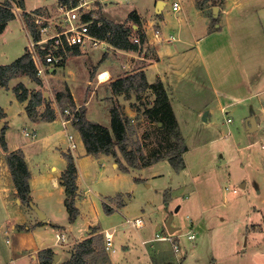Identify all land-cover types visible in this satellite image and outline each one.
Wrapping results in <instances>:
<instances>
[{
    "label": "rangeland",
    "instance_id": "rangeland-1",
    "mask_svg": "<svg viewBox=\"0 0 264 264\" xmlns=\"http://www.w3.org/2000/svg\"><path fill=\"white\" fill-rule=\"evenodd\" d=\"M57 1L25 0L24 10L39 7L44 16L54 22L63 18L56 8ZM88 1L97 17L125 22L129 12L137 9L147 20L155 18L159 26L164 25L165 36L179 34L180 40H188L192 45L195 40H200L198 45L212 85L221 94L214 97L207 90L201 93L189 91L191 97H181L178 130L187 147L183 153V169L175 171L164 159L141 169L122 171L111 166L109 157L96 160L86 156L78 131L71 124L65 129L61 118L33 122L23 110V103L13 98V86L19 81L25 85L30 97L35 89L33 82L26 75L9 80L6 88H0V106L7 114L8 127L4 132L7 150L24 152L36 198L32 202L42 213L52 212L53 218L36 225L34 209L30 205H22L25 208L22 212L17 204H6L5 198L0 197V264H39L37 252L39 247L47 244L60 255L55 261L60 264L61 258L66 259L75 244L83 239L78 238L87 232L88 225L93 226L92 230L98 227L112 231L113 246L117 251L123 245L132 247L141 243V233L148 240L140 246L160 251V259L166 263L181 264L184 257L182 264H264V169H261L264 161L253 163L257 162L254 156L261 157L264 151L260 148L264 132L260 128L256 133H247L243 127V117L251 108L258 114L259 103L264 104V82L253 84V91L246 82L264 74V0H166L160 18L153 10L154 0ZM173 1H178L181 6L177 13L171 8ZM14 9L17 17L7 24L0 36V64L10 63L25 52L32 39L20 21L21 11ZM214 18L223 26L219 31L214 29ZM207 27L216 32L205 35ZM148 31L151 34L154 29ZM103 52L108 53L107 60H111V65L106 64L107 60H101ZM81 59L86 62L87 56ZM90 59L103 63L102 66L112 72L123 71L124 57L112 55L106 43L92 50ZM66 70L56 67V74ZM74 75L84 77V68ZM47 82L48 85L38 87L42 101L34 109L36 119L45 111V100L55 111H60L55 94L64 91L66 85L53 79ZM77 88L74 97L80 102L84 100L85 92H82L83 86ZM251 93L254 94L248 96ZM96 94L85 104V115L90 121L108 127L109 110L113 105H119L125 114L126 107L128 112L131 111L132 133L128 135L127 149L139 148L145 156H150L171 147L174 140L159 128L161 123L149 121L144 115L147 107L152 106L150 94L143 91L133 104L120 94L113 96L111 101L100 100L99 97L111 94L109 88H99ZM28 100L24 101L26 105ZM201 101L208 102L204 109ZM222 105L229 106L226 115L220 109ZM227 116L231 118L230 123L225 122ZM67 134L74 137V149L68 150ZM65 152L74 157L80 194L75 199L78 214L72 224L68 222L63 205V188L54 183L57 173L49 170L51 165L57 170L65 167ZM113 158L118 164L123 160L118 150ZM44 172L45 178L40 174ZM39 196L45 198L44 204L39 203ZM105 205L112 208L110 213L105 211ZM171 216L170 225L176 228L173 233H169L165 224ZM136 217L143 219L149 233L144 229L136 231L127 221ZM156 225L160 229L156 230ZM62 229L70 237L56 242L55 233ZM188 230L195 233V239L187 238ZM98 233L105 250L104 233ZM160 235L170 236L172 241L157 238ZM173 242L180 248L178 252L174 251ZM98 264L104 262L100 260Z\"/></svg>",
    "mask_w": 264,
    "mask_h": 264
},
{
    "label": "trees",
    "instance_id": "trees-1",
    "mask_svg": "<svg viewBox=\"0 0 264 264\" xmlns=\"http://www.w3.org/2000/svg\"><path fill=\"white\" fill-rule=\"evenodd\" d=\"M211 1L215 2L216 0ZM24 4L25 0H4L0 3V33L15 18L14 8L24 9ZM38 12H42V9L35 8L30 12L23 11L21 13L23 24L35 41L38 40V34L32 14ZM100 19H102V25L99 27L93 26L91 32L96 37L106 40L114 48L138 51L146 43V35L140 27L136 11H130L125 22H113L104 17H100ZM128 21L131 24H137V29H133L131 24H127ZM213 21V25L217 23L215 18ZM133 33L137 35L135 37L138 38V43L133 41ZM69 51L65 54V57ZM74 52L77 53L76 50ZM18 75H26L30 80L41 84V79L37 75L34 61L28 49L12 62L0 64V87L6 88L9 80ZM110 87L113 94L122 93L128 96L130 93H134L136 98H139V94L143 91H150L154 98L152 99V106L147 107L144 115H147L149 121H155L156 124L161 123L159 128L168 133L174 142L164 152H154L150 156H145L139 151V148L127 149L128 135L132 133V127L129 117L120 109L119 105H113L110 108V125L108 127L87 119L84 107H80L72 123L82 139L86 153L92 155L105 153L114 156L118 150L123 159V162H119V168L122 171L146 167L164 159L170 163L175 171L184 168L183 153L187 147L182 134L178 130V124L169 103L168 93L162 82L157 80L153 83H148L144 72L138 71L111 82ZM13 92L18 101H25L29 98L26 111L29 117L36 119L37 116H35L36 112L34 109L41 104V92L38 91L28 97L29 91L22 83L15 85ZM55 102L62 114H64L65 109L73 111L75 107L74 100L67 87L64 91L56 92ZM4 115V111L0 106V120ZM54 118L55 110L51 107V103L45 100V111L41 115V119L53 120ZM5 128L6 125H3L0 129V146L6 151L5 159L16 189V194L22 203L29 205V202L32 201L29 185L30 172L22 150H7L4 137ZM64 157L67 161V166L60 175L59 183L64 186V206L68 213V220L69 222H73L78 214V209L74 204L77 190V170L73 156L70 153H64ZM164 200L166 201V197ZM105 211L110 213L112 208L105 205ZM54 255L55 253L50 248H43L37 252V260L39 264H57L54 261ZM100 260H106V253L102 247V236L92 231L91 235L75 244L69 258L60 264H98Z\"/></svg>",
    "mask_w": 264,
    "mask_h": 264
},
{
    "label": "crops",
    "instance_id": "crops-1",
    "mask_svg": "<svg viewBox=\"0 0 264 264\" xmlns=\"http://www.w3.org/2000/svg\"><path fill=\"white\" fill-rule=\"evenodd\" d=\"M3 1L4 0L0 1V3H2ZM158 1L159 0H154L153 10L155 12V15H158V16L160 15L159 16V18H160L161 12H162L164 6L166 5V0H162L163 3L160 5L159 9H157ZM173 2L178 3V8L172 9L174 12L177 13V11H179L181 9V6H180L178 1H173ZM15 8L18 11L20 10L21 11L20 13H22L23 11L30 12V11H27V10H24L21 8H17V7H15ZM197 8L199 11H201L203 13V9L199 8L198 6H197ZM133 10L136 11L138 18H139L140 27L146 35V43L138 51L117 49V48H114L113 46L109 45V50H110L112 55L114 54L115 57H116V55H120V56L124 57V64L121 66L123 71L121 73L110 71L108 67L102 66V65H104L103 63H99L97 61H96L97 63L93 62L92 59H90L91 51H89L87 53H81L79 50L73 48L69 51V53L67 54V56L64 58V60L61 62V64L59 66L48 67L44 71V75L40 77L41 84H38V83L36 84V82L31 80L34 84L33 89L35 88L33 90L34 93L38 92V90H39L38 87L39 88L41 87L40 85H44V86L48 85L47 81H49L50 79H53V80L57 81L56 83L60 82L62 85H64V86L66 85L65 87L68 88V90L71 93L72 98L74 100V104H75L73 112H78V109L81 106L84 107V111H86L85 104L89 100H93V98L97 95L96 91L99 88H109L110 93H111L108 96L99 97V99L104 100V101H108V100L111 101V99L114 98L113 96L119 95V94H113V91L110 87L111 82H113V81H115L121 77H124L125 75L132 74V73L138 72V71H143L145 74V78H146L148 83H153L157 80H160L162 82L164 88L166 89V91L168 93L169 103H170L171 109L173 111V114L175 116L176 122L178 124L179 130H180V128H179V121H178L177 115L179 112L178 109H180V105H181V103H180L181 97H184V96L185 97H191L192 95L189 94V91H191V92L196 91L197 93H201L204 90H207L208 92H210L211 96H214V97L218 96L219 97L221 92L217 91L216 88L214 87V85H212L210 72H209L206 64L204 63L202 49L198 45V42L200 40H195V44L192 45V42L191 43L187 42L188 40H185V41L180 40L179 34L176 36L175 35L165 36L164 31H163L164 25L159 26L158 23H156L155 18L153 20H147L141 13H139V11L137 9H133ZM227 11H228V9L225 11L223 18H225ZM16 17H17V15L15 16V18ZM159 20H161V19H159ZM20 21H22L21 16H20ZM161 22L163 24V20ZM217 23H215V25H213V26H214V29L216 28L219 31V29H221L223 26L220 23V21L218 24ZM22 24H23V22H22ZM131 26L133 29H137V27H138V25L134 24V23H132ZM23 27L25 29V32L28 34V31L25 28L24 24H23ZM208 27H207V30L205 29V32H204L205 35L206 34L211 35L213 32H216L214 29L209 30ZM151 28H153L154 31L150 34L148 30ZM156 31H157V33H156ZM134 35L137 36L136 34H134ZM0 36H1V33H0ZM135 36H132V38ZM181 39H183V38L181 37ZM75 50L77 51V53L74 52ZM237 54L239 56V53H237ZM85 55L87 56L86 62L81 59V57H83ZM107 59H108V53L103 52V56H102L101 60H107ZM64 62H66V63H64ZM106 64L111 65V60H107ZM56 67L67 68V70L63 73H59V74L57 73L56 74ZM83 68H84L85 76L83 75L84 77L77 78V76H75L74 74L81 72V70ZM102 72L106 73V75H105L106 77L104 80H101L99 77ZM88 73H89V75H88ZM12 79H17V77L12 78ZM152 80H153V82H151ZM246 82H247V85L250 86L251 91H253V88H252L253 84L264 82V74L259 75L257 77H254L253 79H251L249 81L246 80ZM19 83H22V82L19 81ZM73 84H75L77 86L78 85L83 86L82 92H85L84 100H82L80 102L76 101V99L74 97V93H75V90L78 88H77V86L76 87L72 86ZM35 86H37V87H35ZM0 88H4V87H0ZM144 92H146V94H150V96H152V99L154 98V96L151 94L150 91H144ZM44 94H45V92H44ZM253 94L254 93H251L248 96H252ZM120 95L121 96L123 95L125 97V100H127V99L130 100V102L132 104L135 102L136 95L134 93H130V95H128V96H125L122 93H120ZM13 98L17 102L23 103V110L26 111V103L24 101H18L16 99L14 93H13ZM207 103H208L207 101H201L200 102V105H202V109L207 107V105H208ZM228 108H229L228 105H222L220 107L221 111L225 115L228 113V110H227ZM252 108L250 110V113L248 115L246 114L243 117V119H244V122H243L244 130L247 133H256L261 128L264 132V125H263V123H264V104H263V102L259 103L258 110H260V112L258 111L259 112L258 114H256L255 110H253ZM2 109H3L4 114H5L4 117L2 118V120H3L2 122H3V125H6V127H8L7 119H6L7 114H6V111L3 107H2ZM54 110H55V108H54ZM128 110L129 109L126 107V112H127L126 115L129 117L131 114V111L128 112ZM61 115L63 116L64 114H61V112L57 109L55 111V118L53 120H55L57 117H59V118H61V124H62ZM109 115H110V110H109ZM109 118H110V116H109ZM203 119H206V118H203ZM32 120L35 123H38L39 121H44V122L53 121V120H43L41 118L32 119ZM225 122L230 123L231 118L229 116H227ZM67 124H71V126L73 128H75L73 126L72 121H70L64 125L62 124V126L66 129ZM157 124H159V123H157ZM81 143L83 145L84 154L86 156L93 157L96 160H99L102 157H105V158L109 157L112 160L111 166L115 169L119 168L118 162H116L114 160L112 155L105 154V153H100L98 155L87 154L86 149L84 147V144L82 142V139H81ZM260 148L264 150V141L261 143ZM10 150L13 151L16 149H10ZM68 150H70L69 144H68ZM65 153H70V152H65ZM23 154H24V152H23ZM5 156H6V152L1 148L0 149V197L5 198L6 204H9L11 202L17 204L18 207L22 210V212H24L25 208L22 205H25V203H22L20 201V199L18 198V196L16 194V189H15L14 184H13V181L10 183L11 175H10L7 163H6ZM260 156L261 157H258L255 155L254 158L257 162H253V163H258V162L264 161V151H263V153L260 154ZM24 159L26 161L28 170L30 172V179H29L30 195H31V198L34 201H36V198L34 196L33 189H32V180H31L32 174H31V170L29 168V164L27 163L25 154H24ZM73 159H74V157H73ZM66 166H67V161L65 159V167L62 170H57L56 167L52 166V165L49 168V170L55 171L57 173V174H55V177H54V183L56 186H58V184H59L63 188V193H64V186L59 183V180H60V175L65 170ZM142 168H144V167H142ZM131 169H136V168H131ZM137 169H141V168H137ZM261 169H264V167ZM40 174L42 177H44V178L46 177L45 172L40 173ZM34 177H36V176H34ZM76 177H77V175H76ZM11 180H12V177H11ZM242 186L245 187V184L242 183ZM233 192H236L235 189H233ZM76 197H80L78 186H77V190H76V196L74 198V204H75ZM64 198H65V195H64ZM64 198H63V205H64ZM38 199H40L39 203L44 204L45 198H42L39 196ZM123 199H124V201H127V199L125 197ZM27 211H29V210H27ZM65 211H66V208H65ZM32 213H33V211H32ZM43 214L45 215V217L43 219H40L34 210V221H35L34 223L36 225L40 226L43 223L52 220L51 219V218H53L52 212L47 211L46 213H43ZM28 215H31V213L29 212ZM262 217H264V214H262ZM67 219H68V213H67ZM73 222H69V224H72ZM192 223H194V222H192ZM92 228H93V226L88 225L87 232H85L78 239H82V238L84 239V237L85 238L88 237L89 235H91L92 231H95V233H98V231L102 232V233H105V232L112 233V231L109 232L107 230H103V229L98 228V227H97L98 230L97 229L92 230ZM133 228L136 231L144 229L146 233H149V229H148V227L145 226L144 223L140 227H133ZM155 229L156 230L160 229V226L156 225ZM68 230H70V227L68 228ZM61 231L62 232H56L55 233V241L56 242H58V239L56 237L57 233L63 234L64 240H66L67 237H70V235L67 236V232H63V229ZM188 231L193 232L192 230H188ZM140 237H141L140 238L141 243H139L138 245H137V243L133 244L132 247H129V245H123V246H121L122 249L120 251H117V249L113 246L114 244H113V233H112V246L109 250L105 251L106 260L103 261L104 264H172L171 262L166 263V261L160 259V256H161L160 251L148 250V248L145 246L141 247L140 245L141 244L145 245V242H147L148 239H144L143 235L141 233H140ZM193 239H195V233H194ZM193 239H191V240H193ZM45 247L50 248L51 246H49V244H47L46 246L43 245L42 248L39 247V250H41ZM31 256L35 257L34 254H32ZM69 256H70V253L68 254V257L66 259H63V258H61V259L63 261L67 260L69 258ZM183 259H185V258L183 257L182 260ZM182 260H181V264H182ZM211 260L214 262L213 257H211Z\"/></svg>",
    "mask_w": 264,
    "mask_h": 264
},
{
    "label": "built area",
    "instance_id": "built-area-1",
    "mask_svg": "<svg viewBox=\"0 0 264 264\" xmlns=\"http://www.w3.org/2000/svg\"><path fill=\"white\" fill-rule=\"evenodd\" d=\"M55 5L63 15L62 18L59 14L61 18L57 21L53 22L50 17L44 16L43 11L32 14L38 40L31 39L28 50L31 53L39 77L44 75V71L48 67L59 65L70 49L76 48L81 53H87L100 47L101 44L106 43L109 45L106 40L96 37L91 32L93 26L99 27L102 25V19L95 15L94 7L90 5V1L58 0ZM177 8L178 3L173 2L172 9ZM133 41L139 42L137 37H133ZM75 114L76 112L65 109L62 124L72 121ZM67 139L69 148L73 149L76 146L73 135L67 134ZM127 221L133 227H140L144 223L140 217L127 219ZM186 235L188 239L194 238V233L191 231H188ZM56 237L58 241H64L63 234L57 233ZM157 238L172 241L171 237L166 235H160ZM104 240V248L109 250L112 246V233L105 232ZM173 249L175 252L180 250L174 242Z\"/></svg>",
    "mask_w": 264,
    "mask_h": 264
},
{
    "label": "water",
    "instance_id": "water-1",
    "mask_svg": "<svg viewBox=\"0 0 264 264\" xmlns=\"http://www.w3.org/2000/svg\"><path fill=\"white\" fill-rule=\"evenodd\" d=\"M163 3V1L162 0H159L158 1V3H157V9H159L160 8V5ZM216 7H213V9H215ZM47 94V93H46ZM2 124H3V122L2 121H0V128H1V126H2ZM29 205L35 210V212L37 213V215H38V217L40 218V219H43L44 217H45V215L42 213V211L35 205V204H33V202L31 201V202H29ZM171 219H172V216L166 221V227L168 228V231H169V233H173L175 230H176V228H174V227H171V225H170V222H171ZM59 259V255L58 254H55L54 255V261H57Z\"/></svg>",
    "mask_w": 264,
    "mask_h": 264
},
{
    "label": "bare ground",
    "instance_id": "bare-ground-1",
    "mask_svg": "<svg viewBox=\"0 0 264 264\" xmlns=\"http://www.w3.org/2000/svg\"><path fill=\"white\" fill-rule=\"evenodd\" d=\"M105 75H106V73H105V72H102V73L100 74V76H99L100 79H101V80H104L105 77H106Z\"/></svg>",
    "mask_w": 264,
    "mask_h": 264
}]
</instances>
